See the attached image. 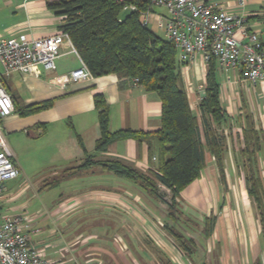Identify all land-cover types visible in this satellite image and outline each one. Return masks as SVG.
<instances>
[{"label": "crops", "instance_id": "0c3cea01", "mask_svg": "<svg viewBox=\"0 0 264 264\" xmlns=\"http://www.w3.org/2000/svg\"><path fill=\"white\" fill-rule=\"evenodd\" d=\"M208 1L244 16L247 31H257L264 39V0ZM157 14L154 11L153 22ZM61 22L47 0H0V38L19 33L44 37L60 30ZM57 60L55 70L3 75L15 110L0 123L11 158L21 168V175L6 183L0 201L4 214L23 215L35 244L59 264H264V226L242 165V149L247 144L255 147L264 181L262 84L244 79L237 69L223 71L215 63L221 105L229 118L219 128L226 137L224 176L206 147L201 176L181 191L179 212L173 219L168 204L99 165L67 173L88 156L121 160L145 173L156 169L155 134L162 127L159 96L141 84H121L115 74L69 82L68 74L81 66V58L63 47ZM209 69L210 64L204 66L200 58L181 64L190 106L202 132L199 105L206 95ZM97 94L109 106L112 132L131 129L146 133L145 137L118 138L107 151H97L101 135ZM45 100L53 104L28 115L18 110ZM47 171L60 175L56 184H49ZM55 188H60L59 197L50 194ZM211 216L216 220L207 235L205 221ZM84 223L90 226L77 233ZM167 225L194 239L192 254L177 245Z\"/></svg>", "mask_w": 264, "mask_h": 264}, {"label": "trees", "instance_id": "16d2710c", "mask_svg": "<svg viewBox=\"0 0 264 264\" xmlns=\"http://www.w3.org/2000/svg\"><path fill=\"white\" fill-rule=\"evenodd\" d=\"M48 7L62 17L60 30L69 33L80 58L93 77L115 74L121 81L133 83L139 79L145 90L155 92L162 102V127L156 132L158 165L147 173L117 159L94 160L88 156L82 164L69 171L99 165L117 176L138 183L144 190L166 201L161 186L171 192L169 216L175 219L179 212L181 191L201 176L205 165L206 147L214 154L224 176V150L226 137L219 128L229 121L220 101V84L216 77V61L210 62L206 95L200 102L203 132L199 117L192 110L181 74V63L175 44L142 24L144 10L154 6L151 0H127L137 10L123 9L117 0H47ZM53 100L20 107L28 115L50 107ZM101 135L96 150L105 152L118 138H144L146 133L131 129L112 132L109 128V106L103 95L95 96ZM203 136L206 144L203 143ZM246 137V136H245ZM247 138V137H246ZM256 148L247 144L242 149L249 195L257 205L264 226V181L259 173ZM58 178L49 184L54 185ZM215 216L205 221V233L213 231ZM177 245L192 254L196 243L173 226H166Z\"/></svg>", "mask_w": 264, "mask_h": 264}, {"label": "built area", "instance_id": "2783aa9c", "mask_svg": "<svg viewBox=\"0 0 264 264\" xmlns=\"http://www.w3.org/2000/svg\"><path fill=\"white\" fill-rule=\"evenodd\" d=\"M123 9L137 10L127 0ZM154 7L164 8L153 22L150 8L141 15L142 24L161 31L178 49L179 62L187 66L200 58L204 66L211 60L223 71L237 69L241 76L264 88V39L257 31L246 29L242 15L228 11L208 0H151ZM63 47L77 53L69 33L58 30L40 38L19 33L0 38V122L15 110L3 75L12 72L34 73L38 69L55 70ZM80 57V56H79ZM93 75L81 59V66L68 74L69 82L76 83ZM134 84L139 79L133 80ZM11 149L0 123V201L6 183L21 175V168L11 158ZM23 215L4 214L0 209V264H59L44 248L35 244Z\"/></svg>", "mask_w": 264, "mask_h": 264}, {"label": "rangeland", "instance_id": "374dc122", "mask_svg": "<svg viewBox=\"0 0 264 264\" xmlns=\"http://www.w3.org/2000/svg\"><path fill=\"white\" fill-rule=\"evenodd\" d=\"M154 11L155 12H163L164 11V8H162V7H154ZM154 30H155V28H153ZM159 35H161V36H163L164 37V34H163V32H161V31H158L157 32ZM70 60H68L67 62H69ZM57 63L59 62L58 60L56 61ZM47 173H49V171H47ZM60 176V175H59ZM59 176L57 175V174H55V175H53V174H51V173H49L47 176L45 175V177H46V179H47V181L48 182H51L52 180H54L55 178H59ZM50 190H52V189H50ZM161 190H162V192H163V194H164V197H165V199H166V201L167 202H169L170 201V198H171V192H170V190L168 191V190H166V189H164V188H161ZM59 192H60V188H55L52 192H50V194H55V196L56 197H59L58 196V194H59ZM52 197V199H53V196H51ZM48 201V200H47ZM162 201V200H161ZM166 201H163L164 203H166L167 204V202ZM48 203H50V202H48ZM184 225V224H183ZM182 225V226H183ZM43 226H45V227H48V226H50V225H47V224H45L44 223V225ZM88 226H90L89 224H86V223H84V224H81V225H79V229L77 228V233L78 232H80V231H86L87 229V227ZM186 227L184 226V229H185Z\"/></svg>", "mask_w": 264, "mask_h": 264}]
</instances>
